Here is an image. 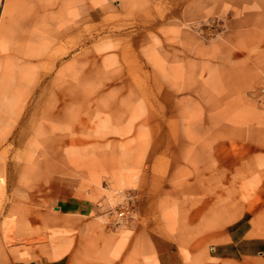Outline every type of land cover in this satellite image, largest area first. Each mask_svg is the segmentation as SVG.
Listing matches in <instances>:
<instances>
[{
    "label": "rangeland",
    "instance_id": "374dc122",
    "mask_svg": "<svg viewBox=\"0 0 264 264\" xmlns=\"http://www.w3.org/2000/svg\"><path fill=\"white\" fill-rule=\"evenodd\" d=\"M83 1L87 4V0ZM120 2L94 0L99 11L92 21L97 41L90 49L85 46L70 50L56 59L50 71L49 53L60 44L61 49L68 45L65 40L53 42L52 39L58 24L69 17L67 10L72 6L71 0H0V165L7 169L0 182V254H3L0 264L50 255L48 235L52 229L68 230L65 233L68 255L75 257L79 264H106L121 258L127 247L135 249L130 253L131 262L138 257L137 253L152 257L155 250L161 248L186 247L202 234L197 228L199 218L190 222L189 202L201 196L203 180L209 176L204 166L229 162L232 158L240 163L249 155H264L260 145L264 139L261 134L264 124L257 122V119L264 120V0H125L126 7H121ZM81 33L83 38L84 30ZM124 33H129V40L122 38ZM133 38L138 41L133 42ZM124 44L143 59L150 71L168 70L171 62L183 66L181 75L166 76L164 80L176 85V94L182 98L178 109H198V112L202 109L205 113V125L212 126L201 127L196 119L194 124L203 129L200 137L204 136L208 143L216 139L212 143L216 148L209 153L215 161L210 162L206 151L194 158L186 149L157 152L148 159L156 137L152 128L140 127L126 134L109 131L104 137L93 132L89 137V144L97 141L111 144L105 150L101 148L98 156H113L117 161L126 148V159L135 166L162 164L167 190L162 196L176 207L170 226L165 225L159 215L162 196L155 201L154 210L151 207L153 213H144L145 195L140 177L133 176L117 188L110 167L98 169L94 178L87 171L81 173L83 166L74 168L73 164L79 163L74 159L77 154L74 145L56 143L55 133L50 132L49 126L53 123L44 120L45 113L40 112L43 100L32 108L41 89V85L35 84L40 76H43L42 85L47 83L46 101L52 99L61 82L67 93L64 101L77 92L82 116L90 104L97 102L96 88L106 98L131 92L128 85L120 82L121 78L114 76L113 61L122 57L119 50ZM31 53H35L34 56L26 55ZM72 62L76 63L75 79L68 75ZM194 78L206 79L203 89L199 85L195 87ZM27 94L35 99L32 109L24 112L21 105ZM90 96L92 99L87 102ZM243 104L257 114L251 121L254 132L246 123L231 119ZM62 107L65 115L71 113L69 105ZM218 112L223 113L222 116H218ZM21 114L25 117L18 122ZM65 139L69 141L68 136ZM217 140L222 147L215 144ZM120 143L125 146L121 148ZM128 150H131L130 155ZM28 158H33L31 163L26 161ZM59 168L66 170L60 172ZM27 183L34 185L30 191L35 214L32 226L41 229L43 239L29 244L15 238L7 242L2 228L8 225V210L12 203L20 206L29 200ZM127 192L133 195L129 200ZM255 196L253 208L258 213L264 209V192L257 189ZM72 199L87 200L92 206L91 213L83 216L65 212L63 204ZM124 206L128 211L123 223L112 225L116 212ZM183 213L186 214L184 219ZM255 215L244 211L240 218L222 228L226 232L235 222H245ZM215 228L209 226L204 232ZM108 234L118 236L117 241L106 239ZM209 236L207 249L218 243L214 235ZM116 243L121 244L116 246Z\"/></svg>",
    "mask_w": 264,
    "mask_h": 264
},
{
    "label": "crops",
    "instance_id": "0c3cea01",
    "mask_svg": "<svg viewBox=\"0 0 264 264\" xmlns=\"http://www.w3.org/2000/svg\"><path fill=\"white\" fill-rule=\"evenodd\" d=\"M71 3L72 6L67 10L69 17H65L64 21L58 24V28L53 31L52 39L53 42L55 40H65L68 45L65 49H61L62 45L60 44L49 53L48 69L50 71L54 69L56 59L68 54L70 50L85 46L86 49H90L97 41V33L92 21L97 17L99 11L94 6V0H87V4L83 0H71ZM120 5L126 7L125 0H121ZM105 9L104 7L103 10ZM88 29H92L93 32V37L90 39L86 36ZM83 30L85 36L82 38L81 32ZM122 38L129 40V33H124ZM74 40L75 44L73 45ZM132 40L136 43L138 38ZM131 49L126 44L122 45L119 50L122 57L113 61V68L116 71L114 76L121 78L120 82L130 87L131 92L128 94L116 93L106 98L103 96V92L96 88L97 102L95 105L90 104L89 110L84 111L82 116L80 115L81 105L77 92L70 96L68 101H64V96L67 93L61 82H59L61 86L54 92L52 99L46 101L47 99L44 96L47 93V83L42 85L43 76H40L35 82L37 87L41 85L36 104L32 107L35 98L33 95L27 94L23 97L22 101H25L21 106L24 107V112L30 111L32 108L39 106L41 100H43L40 112L43 111L42 115L45 113L44 120L53 123V125H49L53 130L50 132L56 134L53 137L55 136L57 144L68 143L74 145V152L78 154L74 159L79 163L73 164V166L74 168L83 166V169L80 170L81 173L87 171L94 178L98 169L105 170L110 167L113 184L117 188H120L133 176L140 177L141 190L145 195L143 198V211L149 215L153 213L155 201L167 193L162 164L155 163L152 167L147 163L135 166L126 159V148L121 151L122 158L117 159V161L113 156L111 158L109 155L107 157H101L102 154L98 156L99 153H102L101 148L105 150L111 144L110 142L104 143L105 141L89 144L91 143L89 137L94 134L93 132L98 134L99 137H104L109 131L126 134L140 127L152 128L156 137L151 143L148 159L157 152L164 154L186 149V152L194 158H199L200 152L206 151L204 153L210 158V162H214L215 160L212 161L209 153L213 149L215 150L216 146L212 143L216 139L212 143H208L204 136L200 137L203 129L194 124L196 119L200 121L201 127L207 129L212 126L205 125V113H202V109H199V112L198 109L194 111L188 108L178 109L177 106L181 104L182 98H178L176 94V85L164 80L166 76L177 77L181 75L183 66L171 62L168 70L155 68V70L150 71L143 59L138 57L135 51ZM33 54L35 53L26 55L34 56ZM68 71V75H74L75 79L77 74L75 62L69 65ZM57 80H59L58 77ZM205 81L206 79L195 80L194 78L195 87L199 85V88L202 86L203 89ZM91 99L90 96L86 101L90 102ZM64 105L70 106L71 113L69 115L63 113L64 108L62 106ZM231 112L233 110H230ZM52 113H55V116ZM218 114V116H222L223 113L218 112ZM50 115L53 116L52 119H50ZM233 115V118L228 117L234 122L246 123L249 129L254 132L255 127L251 121L257 114L251 107L245 104L240 105V108ZM24 117L21 114L17 119L18 122L22 121ZM257 122L264 124V120L261 119H257ZM88 127H90V130H86ZM194 128H196V131L193 130ZM84 131H87L86 136H81ZM261 134L264 137V129H262ZM66 136H68L69 141H66ZM217 142L218 140L215 144ZM88 144L89 146H87ZM260 145L264 149V139H262ZM119 146L123 148L125 145L120 143ZM218 146L222 147V143H219ZM251 148L254 149L255 147L251 146ZM97 149L101 152H98ZM128 152V155H130L131 150H128ZM30 159L33 158H28L26 161L28 162ZM42 160L44 161V157ZM27 166L29 165L27 164ZM1 167L0 165V176H2L4 170H7L3 168L4 166L2 169ZM204 167L208 168L209 176L203 180L201 196L193 197L189 202L191 209L190 222L199 218L197 228L199 229L198 232L202 233L194 243L181 248H161L155 250L152 257L145 256V253H137L138 257L132 258L133 262L130 261V253L135 249L127 247V249H123L121 258L117 257L106 264H264V235H262L264 234V209L257 213L253 208L257 199L255 196L256 190L264 192V155L258 157L249 155L240 163L237 159L232 158L229 162L221 161L217 165L212 163V165H205ZM64 170L66 169L59 168L60 172ZM33 186L30 183L26 184L29 200L23 205L19 206L18 203L10 205L8 226L2 228L4 239L7 242H12L14 238H23L24 240H20L29 244L37 239H43L41 229L37 228L36 230L32 226L35 214L32 209L33 198L30 191ZM129 196L130 198L133 197L131 193L127 192L126 198L128 199ZM160 200V218L165 225L170 226L176 216V207L168 203L170 201L164 196ZM151 207L153 210H151ZM63 210L69 214L84 216L91 213L92 206L87 200L72 199L63 204ZM244 211L256 215L245 222L240 220L235 222L230 230L224 232L223 225L240 218ZM15 213L18 215L12 216ZM37 214L40 216V212H37ZM185 215L183 213L181 217L183 218ZM10 224L13 226L11 227ZM209 226H215L216 228L212 232H204V228ZM14 230L16 235L13 234L12 236L11 233ZM67 231V229L51 230L48 235L50 255L20 258L15 260L13 264H79L75 262V257L68 255L69 244L65 242ZM210 234L218 240L217 245L210 248L211 251L207 249L208 242L206 243ZM112 236L108 234L106 239L112 240L115 238ZM117 238L118 236L115 238L116 241ZM118 240H121V238L119 237ZM121 243L123 244V241ZM120 244L116 243V246ZM2 255L0 254V263L3 260Z\"/></svg>",
    "mask_w": 264,
    "mask_h": 264
},
{
    "label": "built area",
    "instance_id": "2783aa9c",
    "mask_svg": "<svg viewBox=\"0 0 264 264\" xmlns=\"http://www.w3.org/2000/svg\"><path fill=\"white\" fill-rule=\"evenodd\" d=\"M130 199V196L128 197V200ZM128 211L127 207H123L120 211L116 212L113 221H112V225L114 226H119L123 223L124 219L126 218V213Z\"/></svg>",
    "mask_w": 264,
    "mask_h": 264
},
{
    "label": "bare ground",
    "instance_id": "6f19581e",
    "mask_svg": "<svg viewBox=\"0 0 264 264\" xmlns=\"http://www.w3.org/2000/svg\"><path fill=\"white\" fill-rule=\"evenodd\" d=\"M73 35H74V33H73ZM87 37H88V39H90V38H92L93 37V32H92V29H88V31H87V35H86ZM74 37V36H73ZM73 45L75 44V40L73 41V43H72ZM72 73H74V72H72ZM74 76V75H73ZM25 101V100H24ZM53 114V116H55V113H52ZM51 114V115H52ZM50 115V119H52V117L53 116H51ZM32 162V159H30L29 160V163H31ZM3 180V177L2 176H0V182ZM1 200V199H0ZM2 211V210H1ZM27 218V217H26ZM28 219V218H27ZM15 221V220H14ZM16 222V221H15ZM15 222H14V224H15ZM12 223V222H11ZM11 225V224H10ZM16 225H18V224H16ZM8 226V225H7ZM13 225H11V227H12ZM21 226V225H20ZM30 226V225H29ZM23 227V226H22ZM7 228H9V227H7ZM31 229V228H30ZM26 230H28V229H26ZM17 231V230H16ZM10 232V231H9ZM13 233V232H12ZM25 233V232H24ZM55 233V232H54ZM19 234H21V233H19ZM23 234V233H22ZM30 234V233H29ZM6 235V234H5ZM16 235V234H15ZM7 237V236H6ZM11 239V238H10ZM20 239H23V238H20ZM24 240V239H23Z\"/></svg>",
    "mask_w": 264,
    "mask_h": 264
}]
</instances>
